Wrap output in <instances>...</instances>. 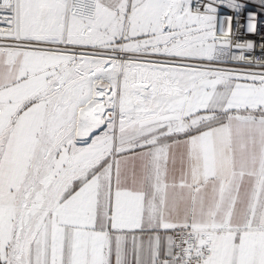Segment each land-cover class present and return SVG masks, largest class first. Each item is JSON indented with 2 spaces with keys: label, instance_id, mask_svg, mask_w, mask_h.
<instances>
[{
  "label": "snow or ice",
  "instance_id": "snow-or-ice-1",
  "mask_svg": "<svg viewBox=\"0 0 264 264\" xmlns=\"http://www.w3.org/2000/svg\"><path fill=\"white\" fill-rule=\"evenodd\" d=\"M0 264H264V0H0Z\"/></svg>",
  "mask_w": 264,
  "mask_h": 264
}]
</instances>
